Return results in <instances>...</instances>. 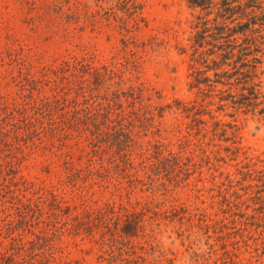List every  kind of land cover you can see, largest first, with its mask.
I'll return each instance as SVG.
<instances>
[{
    "label": "rangeland",
    "instance_id": "374dc122",
    "mask_svg": "<svg viewBox=\"0 0 264 264\" xmlns=\"http://www.w3.org/2000/svg\"><path fill=\"white\" fill-rule=\"evenodd\" d=\"M198 14L187 0H0L2 108L24 103L33 80L40 83L42 96H52L54 83L49 84L54 81L50 79L55 78L52 71L67 62L89 58L94 67L108 66L121 72V86H142L155 100L175 106L174 111H167L162 119L160 137L171 151H178L177 141L182 134L177 131L182 129L185 133L190 122L177 110L176 99L204 103L218 120L233 126L228 128L232 140L225 141L226 138L220 136L211 142L210 148L207 139L202 144L212 157L221 152L226 162L215 161L217 166L211 169L202 162V170L192 163L188 175L183 171L174 178H168L163 172L156 177L155 187L135 186L129 182L137 176L145 177L140 166L126 173L112 168L111 175L103 178L85 175L87 178L74 184L62 182L67 174L86 167L92 148L88 132L78 133L67 128V133L62 132L60 137H42L35 143L16 139L12 133L7 139L10 146L0 152V162H13L10 178L23 190L20 196L25 195L33 201L32 209L27 212L29 222L21 225L20 214L10 207L12 196H8L10 200L5 203L1 199L0 251L12 252V237L29 248L31 241H38V236L47 233L53 253L51 261H27L26 264H226L225 259L227 264H232L226 252L232 254L237 264L263 263L264 228L260 225L264 220L260 216L264 192L262 206L249 198L257 187L248 191L244 196L245 204L241 206L242 214L256 218L235 217L238 221L233 224V217L228 214L226 223L230 228L217 236L210 229L213 237L209 239L207 229L197 217L196 208L206 207L211 218L223 219L221 199L212 198L211 192L215 182L225 178L220 174L236 173L238 164L249 161L246 157L254 161L264 157V114H259L264 108L263 95L258 100L261 106L255 112H247L245 108L236 110L230 106L218 110L221 105L218 91L208 98L190 90L192 51L189 37L192 21ZM183 47H187L189 54L182 52ZM226 69L233 71L231 67ZM263 70L264 64L260 68ZM207 74L216 79L213 71ZM88 77L93 78V75ZM79 80L75 75L57 79L67 92L64 98L69 107L77 99ZM118 81L119 77L108 80L100 94L106 86L117 87ZM68 87L73 90L69 91ZM240 88L218 84V89H229L233 93ZM261 91L263 94L264 83ZM0 114L5 115V111ZM205 119L211 120L208 115ZM136 125L131 134L135 144L133 157L135 164L140 165L143 161L148 163L142 152L150 149L153 154L152 144L160 138L151 131L145 132L139 123ZM232 132L236 133L235 138ZM199 138L204 140L202 135L192 133L195 142ZM236 145L243 151L233 160L231 149L225 148ZM114 151L116 148L103 153L106 167L110 166L108 161ZM194 156L200 163L201 151ZM212 173L217 176L216 180ZM53 196H57L58 201ZM39 201L45 208L42 216L34 211ZM113 201L132 211L145 209L138 216L140 226L136 235L123 234L121 220L117 229L122 238L116 235L117 240L108 243L115 238L113 232L90 218L106 202ZM55 202L61 207H51L57 204ZM121 214H126L125 209ZM10 224L13 225L12 235L8 232Z\"/></svg>",
    "mask_w": 264,
    "mask_h": 264
},
{
    "label": "trees",
    "instance_id": "16d2710c",
    "mask_svg": "<svg viewBox=\"0 0 264 264\" xmlns=\"http://www.w3.org/2000/svg\"><path fill=\"white\" fill-rule=\"evenodd\" d=\"M187 3L192 9L199 11L195 20L192 21V33L189 37V48L192 51L190 53L192 62L190 90L197 91L198 95L208 98L213 92L218 91L217 96L221 102L218 110L230 106L236 110L245 108L247 112H255L262 104L258 102L260 96L263 95L264 98V93L262 94L261 91L264 83L262 80L264 70L260 71L261 65L264 64V0H187ZM182 52L189 54L187 47H183ZM227 67H231L233 71L230 72L229 69H226ZM210 71L214 72L216 79H211L207 74ZM52 72L55 75L54 79H50L54 81L49 83H54L52 96H42L40 83L38 80H33L31 90L24 98V103L9 109L0 106V112L5 111V115L0 114V152L10 146L7 139L12 133L15 134L16 139L21 138L23 141L29 139L35 143L42 137H60L67 128L78 133L81 130L88 132L92 148L88 152L86 167L67 174L62 182L69 184L84 180L87 178L85 175H90V177L97 175L99 178H103L110 176L113 169L126 173L128 169L137 170L140 166L145 177L137 176L130 179L129 182L135 186L141 184V186L155 187L156 177H159L163 172L168 178H174L183 171L188 172V175L189 166L192 163L195 168L202 170L204 167L202 162L209 169L217 166L215 161L226 162L221 152L212 157L208 150L202 147V144L206 143L205 139H207L210 141L208 143V148H210L211 142H215L216 138L220 136L225 137V141L232 140L229 137L228 128H233V126L218 120L204 103L185 102L177 99L174 101L177 110L190 120L185 133L182 129L177 131L182 135L178 138V151L175 152L169 150L160 138L163 130L162 119L167 111H174L173 104L155 100L153 94L146 93L142 86L127 88L121 86L120 84L123 82L122 76L119 75L121 72L117 73L108 66L94 67L89 58L67 62ZM70 75H75L80 80L79 88L76 90L77 99L71 102L73 105L71 104L69 107L64 98L67 92L64 86H61L60 81L57 82V79H67ZM87 75H93V78H87ZM115 77H119L118 86H106L104 93L100 94L101 87L106 85L108 80H115ZM218 84L223 87L230 86V88L237 85L241 88L239 92L233 93L229 89H218ZM68 90L72 91L73 87H68ZM36 92L39 95H36ZM160 99L159 95L158 100ZM259 114H264V108L260 109ZM206 115L210 116V121L205 119ZM158 119L160 120L158 121ZM136 123H139L145 132L151 131L160 138L152 144L153 154L150 149L142 152L143 158H147L148 163L143 161L140 165L135 164L133 157L135 144L131 134L137 126ZM21 130L23 131L19 134ZM192 133L199 137L202 135L204 140L199 138L195 142V139H192ZM231 135L236 137L235 132H232ZM114 148L116 151L108 161L110 166L106 167L103 153L106 152V149L113 151ZM225 149H231L233 160H237L243 151V148L237 145ZM198 151L203 154L200 163L194 160V155ZM246 159L249 161L242 165L238 164L236 173L228 172L226 175L221 173L220 175L225 178L215 182L211 189L212 198L220 197L221 199L223 219L211 218L206 207L196 208L197 217L207 229L209 239L213 237L209 234L210 229H213L217 236L223 233V230L230 228L226 223L228 214L233 217L231 220L233 224H237L238 221L235 217L256 218V216H247L241 212V206L245 204L244 196L254 187L258 189L249 198L256 203L259 202L261 206L263 205L261 194L264 192V157H257L256 161L249 157ZM13 167V162H0V201L4 199V203L7 202L6 200H10L8 196L11 195L13 201L10 202L12 205L10 207L20 214L19 224L24 225L29 222L27 212L32 209L33 199L27 198L25 195L20 196L23 190L10 178ZM212 178L216 180L217 176L212 173ZM215 191L217 195H215ZM241 191H245V194H241ZM53 198L57 200V196H53ZM55 203L57 204H53L51 207L55 206V209L61 207L58 202ZM137 203L140 204V202ZM122 209H125V215L121 214ZM144 209L132 211L128 207H124L123 204L117 205L115 201L106 202L103 208L95 212L90 221L95 218L97 225H104L109 232H113L115 238L108 243H114L117 240L116 235L119 239L122 238L117 229L121 220L124 222L122 233L136 235L140 226L138 216L143 214ZM261 210L260 217L264 220V207ZM34 211L41 216L44 215L45 208L40 204V201ZM113 225L115 231L112 229ZM260 226L264 228V223ZM12 228L13 225L10 224L8 232L11 235ZM55 231L58 232L59 229H55ZM12 240L14 244L12 252L0 251V264L51 261L53 253L49 245L50 236L47 233L38 236V241H31L29 248H26L21 241L18 242L15 237H12ZM262 248L264 256V246ZM226 255L232 264H237L232 258V254L226 252ZM225 260L227 261V259ZM244 264L254 263L247 261Z\"/></svg>",
    "mask_w": 264,
    "mask_h": 264
}]
</instances>
